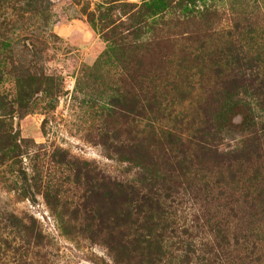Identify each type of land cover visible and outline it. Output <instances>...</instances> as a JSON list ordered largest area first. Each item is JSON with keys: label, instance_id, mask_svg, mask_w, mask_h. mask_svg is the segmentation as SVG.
Returning a JSON list of instances; mask_svg holds the SVG:
<instances>
[{"label": "trees", "instance_id": "obj_1", "mask_svg": "<svg viewBox=\"0 0 264 264\" xmlns=\"http://www.w3.org/2000/svg\"><path fill=\"white\" fill-rule=\"evenodd\" d=\"M198 1L178 0L175 6ZM105 2L101 24L125 48L137 49L147 32L149 5ZM115 8L121 17H112ZM209 8L199 13L210 18L204 30L163 33L160 78L153 72L135 81L116 108L129 124L127 142H102L136 169L130 178L100 173L102 205L83 209L87 220L96 215L115 260L132 252L137 264H264L261 220L237 218L264 186V0H224ZM7 103L0 92L1 115ZM224 131L242 134L237 146L220 148ZM19 150L16 133L0 120V166L15 161ZM180 188L189 193L186 215L178 212ZM104 200L117 205L109 224ZM47 245L34 218L0 213V264L9 257L24 264Z\"/></svg>", "mask_w": 264, "mask_h": 264}, {"label": "rangeland", "instance_id": "obj_2", "mask_svg": "<svg viewBox=\"0 0 264 264\" xmlns=\"http://www.w3.org/2000/svg\"><path fill=\"white\" fill-rule=\"evenodd\" d=\"M105 1L0 0V92L9 106L0 120L20 140L17 159L0 166V213L34 218L48 242L24 264H137L132 252L115 260L96 215L87 220L83 212L102 205L96 186L100 173L130 178L136 170L102 142L129 137V124L116 108L129 98L135 81L144 82L153 72L160 78L163 33L204 30L210 4L224 3L199 0L186 9L172 0L167 9L166 0H120L149 5L147 32L136 41L137 49L130 50L101 24ZM117 8L109 11L113 18L121 17ZM203 9L207 12L199 14ZM241 135L224 131L217 141L226 149L237 146ZM186 185L183 181L180 187ZM181 188L178 212L186 215L189 193ZM261 189L262 195L252 196L237 218H258L264 226ZM116 206L104 200L109 213ZM16 258L9 257L8 264H22Z\"/></svg>", "mask_w": 264, "mask_h": 264}]
</instances>
